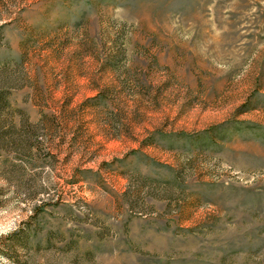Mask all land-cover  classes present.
Returning a JSON list of instances; mask_svg holds the SVG:
<instances>
[{
	"label": "rangeland",
	"instance_id": "1",
	"mask_svg": "<svg viewBox=\"0 0 264 264\" xmlns=\"http://www.w3.org/2000/svg\"><path fill=\"white\" fill-rule=\"evenodd\" d=\"M0 264H264V0H0Z\"/></svg>",
	"mask_w": 264,
	"mask_h": 264
}]
</instances>
